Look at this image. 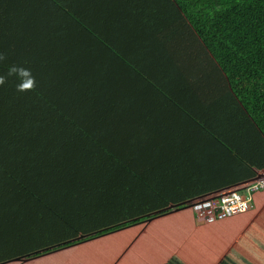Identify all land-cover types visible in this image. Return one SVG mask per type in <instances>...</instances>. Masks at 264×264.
Returning <instances> with one entry per match:
<instances>
[{
    "label": "trees",
    "instance_id": "trees-1",
    "mask_svg": "<svg viewBox=\"0 0 264 264\" xmlns=\"http://www.w3.org/2000/svg\"><path fill=\"white\" fill-rule=\"evenodd\" d=\"M0 52V264L264 175V0H0Z\"/></svg>",
    "mask_w": 264,
    "mask_h": 264
},
{
    "label": "crops",
    "instance_id": "crops-1",
    "mask_svg": "<svg viewBox=\"0 0 264 264\" xmlns=\"http://www.w3.org/2000/svg\"><path fill=\"white\" fill-rule=\"evenodd\" d=\"M212 156L209 151L204 152L205 158ZM254 200L257 205L255 214H239L223 222L208 219L198 222L194 213L185 215L189 209H172L164 216L151 219L146 225H139L142 234L155 224H160V227L154 235L146 233L144 241L137 240L130 248L117 253L111 264H264V228L255 227L264 212V193L255 194ZM163 228L168 232L167 238L160 233ZM114 234L117 233L108 236ZM92 244L85 242L23 264H109L104 255L100 256L93 249ZM80 246L82 257H72L68 262L57 260L63 253ZM126 252L130 253L129 260Z\"/></svg>",
    "mask_w": 264,
    "mask_h": 264
},
{
    "label": "built area",
    "instance_id": "built-area-1",
    "mask_svg": "<svg viewBox=\"0 0 264 264\" xmlns=\"http://www.w3.org/2000/svg\"><path fill=\"white\" fill-rule=\"evenodd\" d=\"M261 190H264L263 175L241 188L207 196L204 201L198 200L193 205L201 219L223 222L235 215L253 211L256 207L254 196Z\"/></svg>",
    "mask_w": 264,
    "mask_h": 264
},
{
    "label": "rangeland",
    "instance_id": "rangeland-1",
    "mask_svg": "<svg viewBox=\"0 0 264 264\" xmlns=\"http://www.w3.org/2000/svg\"><path fill=\"white\" fill-rule=\"evenodd\" d=\"M262 174H264V173H262ZM260 193H264V191H261ZM207 196H210V195H207ZM207 196H205V197H207ZM205 197L200 198L199 199L200 202L204 201ZM196 201H198V200H196ZM196 201H194L193 203H195ZM256 212H257V209L250 211V212H247V213L255 214ZM192 213H193L192 210H189L187 213H185V215L188 216ZM247 213H242V214H247ZM204 219L205 218H202V221H204ZM148 223H146V224H148ZM159 227H160V224H155L151 228L148 227V230H146V232L142 234L141 226H130V227H127L126 230L115 232L117 234H114L111 236H105L104 238H99V239L91 241V242H93L92 247H93V249H96L97 253H99L100 256L104 255L105 259L108 260V263L111 264L112 259L116 256L117 253L123 251L124 248L125 249L130 248L137 240L144 241L146 238V233H148L151 236L154 235L155 231L159 230ZM255 227L258 229L264 228V212L260 216L258 221L256 222ZM160 233H161V235H164L165 238H167L166 235L168 232H166L165 228H163L160 231ZM152 241H154V240L152 239ZM80 248H81V246L79 248L74 249L75 252H73L74 250H72L71 252L69 251V253H66V254L63 253L64 255L61 256L57 260L68 262L72 257H82L83 252H79ZM130 253H131V251H130ZM130 253H128V254H127V252L125 253V254H127L126 257H128L127 260H129V258H130ZM136 254H138V253L136 252ZM57 255H61V254H57ZM54 256H56V255H54ZM141 257L142 256H140L136 260V262L139 261V259Z\"/></svg>",
    "mask_w": 264,
    "mask_h": 264
},
{
    "label": "clouds",
    "instance_id": "clouds-1",
    "mask_svg": "<svg viewBox=\"0 0 264 264\" xmlns=\"http://www.w3.org/2000/svg\"><path fill=\"white\" fill-rule=\"evenodd\" d=\"M6 59V54L0 52V63H3ZM11 77H15L19 81L16 86L17 92L23 93L35 90L36 80L31 69L23 65H10L6 73H0V86L5 85Z\"/></svg>",
    "mask_w": 264,
    "mask_h": 264
},
{
    "label": "water",
    "instance_id": "water-1",
    "mask_svg": "<svg viewBox=\"0 0 264 264\" xmlns=\"http://www.w3.org/2000/svg\"><path fill=\"white\" fill-rule=\"evenodd\" d=\"M178 208H180V207H174L173 209H178ZM172 209V208H171Z\"/></svg>",
    "mask_w": 264,
    "mask_h": 264
}]
</instances>
